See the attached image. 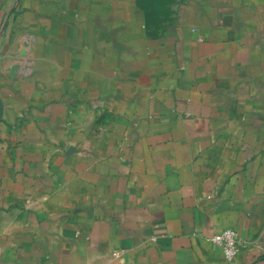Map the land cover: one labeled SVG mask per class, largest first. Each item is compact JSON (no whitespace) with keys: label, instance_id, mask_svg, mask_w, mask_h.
<instances>
[{"label":"crops","instance_id":"obj_1","mask_svg":"<svg viewBox=\"0 0 264 264\" xmlns=\"http://www.w3.org/2000/svg\"><path fill=\"white\" fill-rule=\"evenodd\" d=\"M0 264H264V0H0Z\"/></svg>","mask_w":264,"mask_h":264},{"label":"built area","instance_id":"obj_2","mask_svg":"<svg viewBox=\"0 0 264 264\" xmlns=\"http://www.w3.org/2000/svg\"><path fill=\"white\" fill-rule=\"evenodd\" d=\"M212 241L224 250L228 260H232L236 257L240 238L235 230L226 229L214 235Z\"/></svg>","mask_w":264,"mask_h":264}]
</instances>
